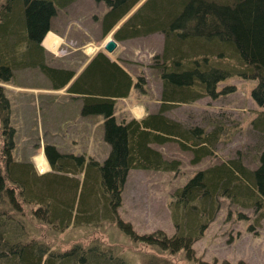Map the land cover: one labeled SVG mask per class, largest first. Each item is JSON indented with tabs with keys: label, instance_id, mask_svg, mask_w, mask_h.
Wrapping results in <instances>:
<instances>
[{
	"label": "trees",
	"instance_id": "16d2710c",
	"mask_svg": "<svg viewBox=\"0 0 264 264\" xmlns=\"http://www.w3.org/2000/svg\"><path fill=\"white\" fill-rule=\"evenodd\" d=\"M72 1L2 2L0 264H132L114 246L97 237L63 249L43 236L32 235L18 216L20 221H15L14 212L21 211L24 204L31 207L36 219L49 224L54 231H62L71 224H99L104 219L115 222L131 241L163 251L145 258V264H176L172 256L179 251L188 260H194L193 243L216 218L223 198L264 211V148L255 168H249L238 156L195 171L173 194L170 208L176 232L170 236L161 229L137 232L131 222L119 216L117 209L130 169L180 168V159L165 157L153 144L175 140L182 149L193 152V163L213 154L211 143L220 134H216L218 127L207 131L201 125L186 126L165 115V106L192 102L203 95L228 94L235 85H219L233 76L256 79L258 83L251 95L260 111L253 122L264 128V0H235L232 4L216 0H145L114 36L127 38L154 30L166 33L168 48L160 66L162 102L158 112L120 122L115 115L116 99L129 95L135 79L119 61L99 51L73 79L74 70L52 66L44 60L42 40L51 29V18L57 6ZM95 1H103L108 9L102 20L105 36L141 0ZM29 65L40 67L55 88L70 82L67 91L83 98V114L104 116L105 139L111 145L104 161L87 160L84 154L63 153L55 144L45 146L53 168L62 172L84 171L82 179L51 172L37 176L30 163L15 158L12 106L1 83L11 80L15 67ZM145 82L141 75L135 85L144 92ZM238 216L245 214L239 212ZM253 225L249 228L253 229ZM224 264L232 263L225 260ZM237 264L252 263L242 259Z\"/></svg>",
	"mask_w": 264,
	"mask_h": 264
},
{
	"label": "rangeland",
	"instance_id": "374dc122",
	"mask_svg": "<svg viewBox=\"0 0 264 264\" xmlns=\"http://www.w3.org/2000/svg\"><path fill=\"white\" fill-rule=\"evenodd\" d=\"M144 1L136 4L130 13L136 12ZM216 1L232 4L235 0ZM2 2L4 0H0V19ZM57 9L51 25L61 31L63 46L66 47L61 45L55 52L45 48L44 60L54 66L70 64L72 68H79L89 56L73 47L79 45L86 49L88 44L94 46L103 42L101 25L107 6L103 1L74 0L65 6H57ZM165 36V32L159 30L121 39V44L112 52L111 58L117 59L135 79L127 98L116 102L118 122L160 110L163 90L160 66L168 48L164 43ZM48 37L44 43L50 46L46 40ZM93 46L88 48L89 53ZM141 75L146 79V92L135 85ZM257 83L256 79L233 76L219 85H235L228 94L217 97L203 95L192 102L165 106V115L186 126L201 125L207 131L218 127L216 134H220L211 143L213 154L193 163V152L182 149L175 140L153 144L162 150L165 157L180 159L182 164L176 171L130 169L122 192V203L117 209L119 216L131 222L139 233L161 229L170 236L176 232L170 208L173 194L195 171L238 156L249 168H255L264 148V128L253 122L260 111L251 95ZM1 84L12 106L11 122L16 131L15 158L30 163L37 176L51 172L67 174L71 178L84 177V171L77 173L68 169L62 172L53 168L44 150L48 143L55 144L63 153L84 154L87 160L104 161L108 156L111 145L105 139L104 116L100 113L83 114V98L66 88L54 89L53 81L38 66L15 67L11 80ZM38 160H45V168L39 166ZM239 212H243L245 217L240 218ZM14 214L15 221H20L18 217L24 221L32 235L43 236L63 249L75 242L87 243L97 237L104 244L114 246L116 252L125 255L132 264H145V258L163 252L131 241L115 222L105 219L99 224H71L62 231H54L52 226L34 217L29 205H22V210ZM250 225L254 228H249ZM193 248L194 260H188L179 251L172 256H175L176 264H224L225 260L237 264L242 259L264 264V211L223 198L216 218L193 243Z\"/></svg>",
	"mask_w": 264,
	"mask_h": 264
},
{
	"label": "crops",
	"instance_id": "0c3cea01",
	"mask_svg": "<svg viewBox=\"0 0 264 264\" xmlns=\"http://www.w3.org/2000/svg\"><path fill=\"white\" fill-rule=\"evenodd\" d=\"M49 36V35H48ZM53 37V41L52 42H50L51 43V46H48L46 43H44V45L47 47V49L48 48H51V51L53 52H55V50L59 47V46H61L62 45V47L64 48V47H66V46H63V44H64V36L60 33V32H55V37L54 36H52ZM124 39H126V38H124ZM128 39V38H127ZM68 40V39H67ZM121 40V39H120ZM120 40L118 41V46L121 44V42H120ZM101 43H99L97 46H96V48H95V50L92 52V53H87V51H85L86 49H83V47L82 46H79V45H75L73 48H74V50H80V51H82V52H84L87 56H89L88 58L86 57V60L81 64V67H80V65H79V68H72V66L70 65V64H64V65H62L61 67H65V68H71V69H74V70H76V72L77 73H79L83 68H84V66L87 64V62L96 54V52L99 50V49H101ZM68 48V47H67ZM82 48V49H81ZM66 49V48H65ZM49 50V49H48ZM103 50V49H102ZM104 51V50H103ZM109 57H113V55H112V53H107L106 51H104ZM85 58V57H84ZM111 59H114V58H111ZM48 90H50V91H53L52 89H50V88H47ZM77 96H79V97H81L80 95H77ZM127 97H123V98H118V99H116V102H117V100H122V101H124V99H126ZM126 101V100H125ZM140 109V108H139ZM139 111V110H138ZM115 112H116V115L118 114V112H117V109H116V106H115ZM130 115V114H129ZM144 116V115H143ZM140 118V117H139Z\"/></svg>",
	"mask_w": 264,
	"mask_h": 264
},
{
	"label": "water",
	"instance_id": "95a60500",
	"mask_svg": "<svg viewBox=\"0 0 264 264\" xmlns=\"http://www.w3.org/2000/svg\"><path fill=\"white\" fill-rule=\"evenodd\" d=\"M116 46H117V41L113 38H109L104 44L105 49L109 52L113 51L116 48Z\"/></svg>",
	"mask_w": 264,
	"mask_h": 264
},
{
	"label": "bare ground",
	"instance_id": "6f19581e",
	"mask_svg": "<svg viewBox=\"0 0 264 264\" xmlns=\"http://www.w3.org/2000/svg\"><path fill=\"white\" fill-rule=\"evenodd\" d=\"M50 39H52V41H53V37H51V36H49L46 40H48L47 42H49L50 43ZM50 46H51V43L49 44ZM40 159H41V157H40ZM38 161H40L39 162V166H41V167H44L45 168V165H46V162H45V160L43 161V160H38Z\"/></svg>",
	"mask_w": 264,
	"mask_h": 264
}]
</instances>
